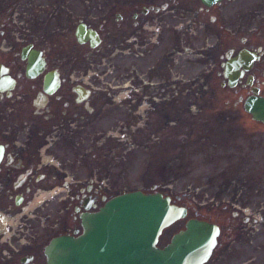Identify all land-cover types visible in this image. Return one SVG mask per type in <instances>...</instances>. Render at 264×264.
<instances>
[{
	"label": "flooded vegetation",
	"instance_id": "af4514ba",
	"mask_svg": "<svg viewBox=\"0 0 264 264\" xmlns=\"http://www.w3.org/2000/svg\"><path fill=\"white\" fill-rule=\"evenodd\" d=\"M181 7L197 10L200 28L209 31L198 54L204 64L209 51L218 87L232 91L243 107L255 88L264 95V0L212 5L203 0H4L0 5V264H48L50 242L80 234L82 214L118 194L111 192L121 187L112 174L122 171V160L112 158L111 140L126 120H96L97 114L117 104L112 98L117 94L131 110L157 108L165 94L174 105L177 74L186 75L177 66L186 67L196 50L183 31L177 38ZM214 24L217 29L211 30ZM80 27L91 33L84 42L77 35ZM241 53L259 57L249 69L236 68L237 83L230 86L225 69ZM100 73L109 81H101ZM154 134L172 138L171 120ZM170 196L187 215L163 230L160 247L197 218L220 227L204 264H264V245L241 250L249 231L233 227L237 213L219 217V203Z\"/></svg>",
	"mask_w": 264,
	"mask_h": 264
},
{
	"label": "rangeland",
	"instance_id": "374dc122",
	"mask_svg": "<svg viewBox=\"0 0 264 264\" xmlns=\"http://www.w3.org/2000/svg\"><path fill=\"white\" fill-rule=\"evenodd\" d=\"M177 10V38L183 31L196 50L186 59V67L177 66L186 75L184 80L177 74L174 105L169 106L165 94L157 108L131 110L121 105L117 94L112 98L118 103L97 114L96 120H126L120 122L122 130L114 129L121 134L111 140L112 158L122 160V171L117 168L112 174L121 187L111 192L140 189L183 199L189 195L191 201L208 206L219 203V217L237 213L233 227L249 231L240 243L247 251L250 245H264V125L254 121L232 91L218 87L209 51L203 64L198 53L206 47L209 31L200 28L197 10ZM109 77L98 75L101 81ZM168 120L174 127L172 138L154 134Z\"/></svg>",
	"mask_w": 264,
	"mask_h": 264
},
{
	"label": "water",
	"instance_id": "95a60500",
	"mask_svg": "<svg viewBox=\"0 0 264 264\" xmlns=\"http://www.w3.org/2000/svg\"><path fill=\"white\" fill-rule=\"evenodd\" d=\"M217 1L203 0L207 5ZM77 35L84 42L91 33L80 27ZM240 56L238 61L227 63L225 74L230 86H235L238 78L232 73L233 65L238 62L250 68L245 65L246 57ZM244 103L252 118L264 123V96L254 93ZM171 199L163 192L140 189L113 195L97 211L82 214L80 234L61 235L50 242L48 264L206 263L220 234V227L213 222L191 218L167 245H158L163 230L187 215L186 208Z\"/></svg>",
	"mask_w": 264,
	"mask_h": 264
},
{
	"label": "bare ground",
	"instance_id": "6f19581e",
	"mask_svg": "<svg viewBox=\"0 0 264 264\" xmlns=\"http://www.w3.org/2000/svg\"><path fill=\"white\" fill-rule=\"evenodd\" d=\"M242 55H244L246 58H245V61H246V66H248V65H251V63H253V61H255V60H257L258 59V57H259V55H257L256 53H251V55H252V58H250L249 59V57H250V55H248V54H246V53H241ZM241 57V56H240ZM238 59H240V58H238ZM238 59H235V60H237L238 61ZM233 60V59H232ZM231 60V61H232ZM253 60V61H252ZM230 62V61H229ZM240 66H244L243 64L241 65L240 63H238L237 62V65H233V69H232V73H234L233 75H235V70H236V68L237 69H239V67ZM226 70V69H225ZM225 76H226V74H225ZM227 77V76H226ZM228 78V77H227ZM257 92H254V93H256L257 95H260L259 94V90H256ZM253 93V94H254ZM252 95V94H251ZM250 96V95H249ZM248 96V97H249ZM260 96H264V95H260ZM247 99V98H246ZM245 104V103H244ZM249 113V112H248ZM255 120V119H254Z\"/></svg>",
	"mask_w": 264,
	"mask_h": 264
}]
</instances>
